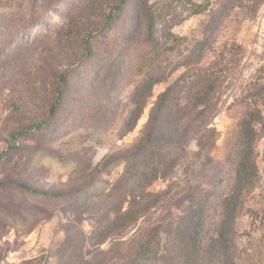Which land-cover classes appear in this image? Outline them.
<instances>
[{
    "label": "rangeland",
    "instance_id": "obj_1",
    "mask_svg": "<svg viewBox=\"0 0 264 264\" xmlns=\"http://www.w3.org/2000/svg\"><path fill=\"white\" fill-rule=\"evenodd\" d=\"M119 1L0 7V264H264L261 125L255 186L225 207L244 114L261 109L264 124V105L249 98L264 88V0ZM148 9L161 48L142 56ZM175 81L167 121L198 113L188 100L217 102L213 161L197 171L192 141L164 177H131L134 163L157 160L141 140ZM224 219L232 230L216 239Z\"/></svg>",
    "mask_w": 264,
    "mask_h": 264
},
{
    "label": "trees",
    "instance_id": "obj_2",
    "mask_svg": "<svg viewBox=\"0 0 264 264\" xmlns=\"http://www.w3.org/2000/svg\"><path fill=\"white\" fill-rule=\"evenodd\" d=\"M13 1L15 0H0V7H9L13 4ZM125 2V0H120L118 4L115 6V8H120L121 5ZM189 6L193 10V12H199L203 9L201 5H196L194 3H189ZM108 17H106V22L111 21L113 18V14H108ZM168 17L167 20H169ZM164 18L161 17V20ZM143 21L146 25V34L144 39L143 48L147 50L146 52H141V55H148L150 52L157 54L159 52V49L161 48V43L156 38V29L158 22L153 16V11L151 9H148V11L145 13V16L143 17ZM140 46L138 45V48L136 49L138 53ZM142 48V47H141ZM143 49V50H144ZM134 56V53L132 54ZM142 55V56H143ZM132 56V57H133ZM134 60V59H133ZM131 60V61H133ZM194 62V61H193ZM132 65L135 64V62H131ZM191 64V63H190ZM141 65L139 66V68ZM204 78V77H203ZM207 81V80H206ZM199 84V82H198ZM178 85V81H175L173 84L168 86L164 92L161 94V96L158 99L157 103V113H153L149 123H150V131L147 132L146 137L142 138V144L146 147V145L149 142H153L152 147L149 149H152L153 155L157 156V160L152 161L149 163L146 161L145 163H142V166H136V163L132 166L130 171L131 177H143L145 179L148 178V180H156L158 178L164 177L168 170L171 169V167L177 162V164L182 165V163H186L189 159L188 151L186 149H182L181 147L183 145H186L192 141H194L195 146L197 148V154L196 159L200 160V166L199 170L205 168L207 164L211 163L212 157L211 153L213 152L215 146H216V140L218 137V132L214 126L211 125L212 123V117L216 114L214 113L217 109V102L216 101H209L207 99H202L201 97L195 99L193 102L190 103L189 100L185 103L178 102L176 104L177 107H179L180 104L184 105H192L194 108L197 106L198 113H194V115L190 114L189 110H185V113H180L178 116H176L175 119H172L170 121H167L166 115L164 113H161L164 109H166L167 106H169L168 101L173 99V94L176 92V87ZM207 89L214 90L215 89V83L210 82L207 85L205 84ZM256 95V99L259 98L260 103L264 105V88H261L258 91L252 92L249 94V98ZM262 96V97H261ZM257 103V101H254V104ZM247 104V103H246ZM189 107V106H188ZM186 106V108H188ZM204 107H207L210 109L211 114L213 115H205V113H202ZM185 108V109H186ZM203 108V109H202ZM181 109V108H179ZM165 115V118H163ZM261 117V109L257 113H245L244 118L242 120L241 124V131H243L242 135L244 138L243 141V147H239L237 151L235 152V157L233 158V184L230 188V194L228 197V202L225 201V207L227 208L233 207L235 210L236 204L231 201L232 197H238L242 194L244 191L245 193H249L252 188L255 186L254 183V177L257 174L256 170V163L252 159V150L255 141L257 140V125H261V128H264V124L260 121H257L259 119H256L255 116ZM183 122L186 124L185 127H183ZM152 137L154 139H152ZM145 147L138 148L137 153H134L132 156L134 160L140 156V151L143 150ZM171 148L172 149H180L181 148V154H178V151H176L174 154V157L171 159V157L167 156L165 157L162 153V148ZM169 154V153H168ZM204 163L202 164L201 161ZM129 162V161H128ZM187 168H192V165L185 164ZM38 194H44L46 195V192L36 190ZM229 216V214H228ZM225 225H224V224ZM230 222L227 219H224V222H220V227L215 230V238L218 239L219 236H222V233H228L232 229L229 227ZM225 228V229H224ZM224 229V230H223ZM199 257V256H198ZM196 257V263L195 264H204L203 256ZM233 258V257H232ZM259 261L261 259V253L260 256H258ZM140 264V263H137ZM217 264H237L235 260L231 259V257H226L225 259H221L218 261ZM259 264V262H258Z\"/></svg>",
    "mask_w": 264,
    "mask_h": 264
}]
</instances>
